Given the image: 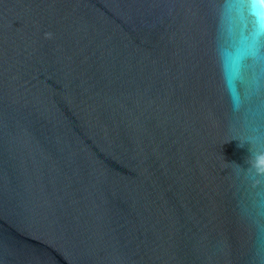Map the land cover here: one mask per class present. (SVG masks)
<instances>
[{
	"label": "water",
	"instance_id": "1",
	"mask_svg": "<svg viewBox=\"0 0 264 264\" xmlns=\"http://www.w3.org/2000/svg\"><path fill=\"white\" fill-rule=\"evenodd\" d=\"M252 19L242 0H0V264H264Z\"/></svg>",
	"mask_w": 264,
	"mask_h": 264
},
{
	"label": "snow or ice",
	"instance_id": "2",
	"mask_svg": "<svg viewBox=\"0 0 264 264\" xmlns=\"http://www.w3.org/2000/svg\"><path fill=\"white\" fill-rule=\"evenodd\" d=\"M264 0H242V8H246L252 19V32L246 37L251 49L264 46Z\"/></svg>",
	"mask_w": 264,
	"mask_h": 264
},
{
	"label": "clouds",
	"instance_id": "3",
	"mask_svg": "<svg viewBox=\"0 0 264 264\" xmlns=\"http://www.w3.org/2000/svg\"><path fill=\"white\" fill-rule=\"evenodd\" d=\"M245 143L251 145L253 143V138H249L248 140L241 142L239 146L243 147ZM249 151L250 156L246 160V163L249 165V172L253 175H260L264 177V151L256 152L253 151L252 147H250Z\"/></svg>",
	"mask_w": 264,
	"mask_h": 264
}]
</instances>
